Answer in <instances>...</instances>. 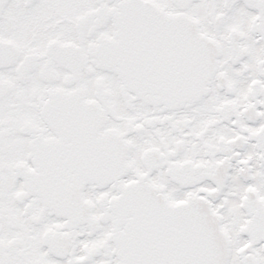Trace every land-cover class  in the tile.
<instances>
[{"label": "snow or ice", "instance_id": "snow-or-ice-1", "mask_svg": "<svg viewBox=\"0 0 264 264\" xmlns=\"http://www.w3.org/2000/svg\"><path fill=\"white\" fill-rule=\"evenodd\" d=\"M0 264H264V0H0Z\"/></svg>", "mask_w": 264, "mask_h": 264}]
</instances>
